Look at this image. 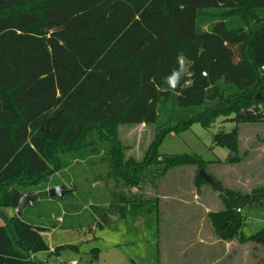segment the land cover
<instances>
[{
  "label": "trees",
  "instance_id": "obj_1",
  "mask_svg": "<svg viewBox=\"0 0 264 264\" xmlns=\"http://www.w3.org/2000/svg\"><path fill=\"white\" fill-rule=\"evenodd\" d=\"M181 58L187 90H162ZM262 66L264 0H0V264H45L34 255L50 249L44 233L58 227L4 215L18 207L23 185L103 147L104 162L129 177V187L151 164L203 167L197 154L156 151L168 133L194 122L206 129L219 117L264 123ZM166 103L191 113L169 115L146 160L123 161L119 126L154 124ZM214 145L229 149L227 163L237 161L235 129L219 131ZM38 196L48 199L47 189ZM112 196L107 207L92 209L97 226L113 215L134 222L157 210ZM220 198L223 209L212 218L228 239L239 230V211L264 202V184L248 193L222 190ZM244 240L264 246V228Z\"/></svg>",
  "mask_w": 264,
  "mask_h": 264
},
{
  "label": "rangeland",
  "instance_id": "obj_2",
  "mask_svg": "<svg viewBox=\"0 0 264 264\" xmlns=\"http://www.w3.org/2000/svg\"><path fill=\"white\" fill-rule=\"evenodd\" d=\"M176 110L171 103H166L154 124L119 126L117 138L123 161L130 158L140 163L150 157L157 134L168 125L169 115ZM177 111L179 118L191 113L186 109ZM234 129L238 159L227 163L229 149L214 145V137L221 130ZM106 153L103 147L98 155L68 159L64 168L42 182L21 187L25 195L37 197L24 211V220L45 226L84 225L82 231L56 228L46 234L52 248L40 258L48 264H66L74 254L64 247L68 244L109 247L116 240L133 256V264H257L264 256V246L244 240L264 228V202L255 201L239 211L242 217L239 230L228 239L222 238L212 218V214L223 209L222 190L248 193L264 184V123L238 124L219 117L209 129L194 122L188 130L170 132L156 153L197 154L204 160L203 167L179 164L165 168L151 164L146 172L137 175L139 184L132 187L126 186L131 182L129 177L114 174L113 166L104 162ZM200 170L209 173L221 191L201 180ZM60 185L74 190L63 202L38 196L42 189ZM113 191L148 205L156 204L157 210L134 222L113 215L110 223L97 226L98 219L94 218L92 209L105 208L112 203ZM3 213L16 215V209L4 208ZM95 237L103 238L102 242L99 244ZM56 250L60 254L55 253Z\"/></svg>",
  "mask_w": 264,
  "mask_h": 264
},
{
  "label": "crops",
  "instance_id": "obj_3",
  "mask_svg": "<svg viewBox=\"0 0 264 264\" xmlns=\"http://www.w3.org/2000/svg\"><path fill=\"white\" fill-rule=\"evenodd\" d=\"M140 125H144V124H140ZM64 188H65V186H64ZM66 189H68V188H66ZM73 192H74V190H73ZM60 201H62V200H60ZM9 216H12V215H9ZM36 225H41V224H36ZM101 227H103V226H101ZM57 228L66 229V230H74V231H76V230L82 231L84 228V225H82V227H74V228L69 227V225H67L65 227H62V226L59 227V225H58ZM52 229H56V228H52ZM52 229L45 232L44 237ZM91 230H93V228H91ZM102 239L103 238L95 237V241L97 240V242L99 244L102 242ZM45 240H46V238H45ZM80 243H82V241ZM79 245L80 244L72 243V244H68L67 246H64V247H67L68 249L72 250L74 253L73 256H71L69 258V260H67L66 264H68L69 261H71L73 259H78L81 264H108V262H114V264H133V263H135L133 256L130 254H127L128 252H125V250L122 247V243H120V242L118 243L117 240L115 242H113L109 247L108 246L104 247V245H102V244L99 246H93V247L91 246L92 244H86V245L84 244L81 247ZM48 246L50 249L52 248V247H50V245H48ZM94 248L99 249L98 255L93 251ZM42 253L43 252L37 253L34 255V257L43 261L45 264L46 263L48 264V262H46L40 258V255ZM55 253L60 254L58 250H56Z\"/></svg>",
  "mask_w": 264,
  "mask_h": 264
},
{
  "label": "water",
  "instance_id": "obj_4",
  "mask_svg": "<svg viewBox=\"0 0 264 264\" xmlns=\"http://www.w3.org/2000/svg\"><path fill=\"white\" fill-rule=\"evenodd\" d=\"M187 67L188 63L185 61L184 58H181L180 68L171 77L164 81L161 89L172 91L175 94H181L185 92L188 88L187 84L189 79V72ZM259 97H261L260 94L257 95V99ZM199 177L204 179L207 183L211 184L212 186H217V183L215 182L214 178L205 170H200ZM47 191L50 198H57L59 200H63L66 195L73 193L72 189H66L62 185L52 186ZM36 200V196L24 195L20 199L19 205L16 208V215L19 217L22 216L25 209Z\"/></svg>",
  "mask_w": 264,
  "mask_h": 264
},
{
  "label": "built area",
  "instance_id": "obj_5",
  "mask_svg": "<svg viewBox=\"0 0 264 264\" xmlns=\"http://www.w3.org/2000/svg\"><path fill=\"white\" fill-rule=\"evenodd\" d=\"M262 71H264V66H262ZM203 75H206V73H203ZM68 264H81V263L78 259H73V260L69 261Z\"/></svg>",
  "mask_w": 264,
  "mask_h": 264
}]
</instances>
